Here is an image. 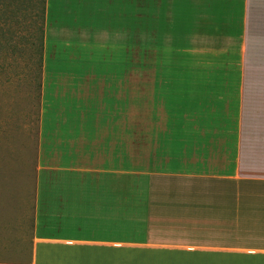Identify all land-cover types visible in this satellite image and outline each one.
Wrapping results in <instances>:
<instances>
[{
	"label": "crops",
	"instance_id": "obj_1",
	"mask_svg": "<svg viewBox=\"0 0 264 264\" xmlns=\"http://www.w3.org/2000/svg\"><path fill=\"white\" fill-rule=\"evenodd\" d=\"M253 26L264 0H44L30 232L0 239V264H264ZM134 61L170 66L159 138L138 150Z\"/></svg>",
	"mask_w": 264,
	"mask_h": 264
},
{
	"label": "rangeland",
	"instance_id": "obj_2",
	"mask_svg": "<svg viewBox=\"0 0 264 264\" xmlns=\"http://www.w3.org/2000/svg\"><path fill=\"white\" fill-rule=\"evenodd\" d=\"M43 0H0V239L30 232L42 67ZM141 36L143 19H135ZM138 40H136V44ZM49 63L51 61H48ZM172 61V71L175 68ZM168 61H134L135 149L159 138V79ZM97 61H54V71L82 75ZM94 71V72H93ZM174 73V72H173ZM136 164H141L136 161Z\"/></svg>",
	"mask_w": 264,
	"mask_h": 264
},
{
	"label": "clouds",
	"instance_id": "obj_3",
	"mask_svg": "<svg viewBox=\"0 0 264 264\" xmlns=\"http://www.w3.org/2000/svg\"><path fill=\"white\" fill-rule=\"evenodd\" d=\"M248 51L247 71L251 92L259 101L264 95V31L255 26L250 28Z\"/></svg>",
	"mask_w": 264,
	"mask_h": 264
},
{
	"label": "trees",
	"instance_id": "obj_4",
	"mask_svg": "<svg viewBox=\"0 0 264 264\" xmlns=\"http://www.w3.org/2000/svg\"><path fill=\"white\" fill-rule=\"evenodd\" d=\"M42 5H43V7H42V21H43V24H44V0H43V2H42ZM42 40H43V28H42Z\"/></svg>",
	"mask_w": 264,
	"mask_h": 264
}]
</instances>
